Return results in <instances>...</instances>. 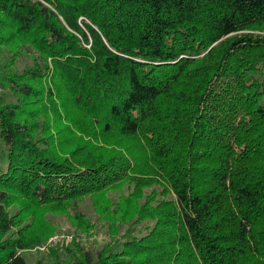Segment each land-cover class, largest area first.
<instances>
[{"label": "trees", "instance_id": "trees-1", "mask_svg": "<svg viewBox=\"0 0 264 264\" xmlns=\"http://www.w3.org/2000/svg\"><path fill=\"white\" fill-rule=\"evenodd\" d=\"M0 88V264H264V0H0Z\"/></svg>", "mask_w": 264, "mask_h": 264}, {"label": "rangeland", "instance_id": "rangeland-1", "mask_svg": "<svg viewBox=\"0 0 264 264\" xmlns=\"http://www.w3.org/2000/svg\"><path fill=\"white\" fill-rule=\"evenodd\" d=\"M85 214L89 215V218L92 221V224L88 223L87 230H83L77 225L74 226V224L70 222L67 216L63 213L54 214L49 212L45 216L43 213H40L37 218L38 224L42 227L52 229L53 232L49 234L47 239L41 245L27 249L23 252L28 259L29 264H35L41 259L51 261L52 253L55 251L62 254H68V248L73 247L74 244H82L87 248H100L107 243L114 242L115 239L120 238L121 235L126 232L127 227H123L119 232L122 224H119L117 220L112 217V209L106 214L101 215L100 218L97 213H93L92 211L91 214L88 212H85ZM57 234H69L72 236V240H62L57 243H51L45 250L41 249L42 246L47 245L51 237Z\"/></svg>", "mask_w": 264, "mask_h": 264}, {"label": "built area", "instance_id": "built-area-1", "mask_svg": "<svg viewBox=\"0 0 264 264\" xmlns=\"http://www.w3.org/2000/svg\"><path fill=\"white\" fill-rule=\"evenodd\" d=\"M62 240L71 241L72 240V236L69 235V234H57V235L51 237L49 239L47 245L42 246L41 249L45 250L49 244L57 243V242L62 241Z\"/></svg>", "mask_w": 264, "mask_h": 264}]
</instances>
